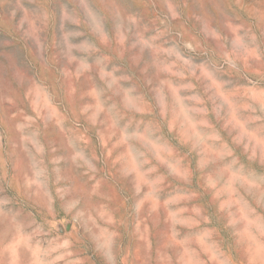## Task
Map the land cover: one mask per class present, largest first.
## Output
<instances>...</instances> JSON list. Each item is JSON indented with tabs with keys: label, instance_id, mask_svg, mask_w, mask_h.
Masks as SVG:
<instances>
[{
	"label": "rangeland",
	"instance_id": "1",
	"mask_svg": "<svg viewBox=\"0 0 264 264\" xmlns=\"http://www.w3.org/2000/svg\"><path fill=\"white\" fill-rule=\"evenodd\" d=\"M0 264H264V0H0Z\"/></svg>",
	"mask_w": 264,
	"mask_h": 264
}]
</instances>
